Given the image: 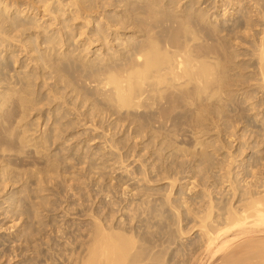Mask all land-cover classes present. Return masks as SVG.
I'll use <instances>...</instances> for the list:
<instances>
[{"label": "bare ground", "instance_id": "1", "mask_svg": "<svg viewBox=\"0 0 264 264\" xmlns=\"http://www.w3.org/2000/svg\"><path fill=\"white\" fill-rule=\"evenodd\" d=\"M8 1L9 0H3V1L0 0V47L1 48L4 47V49L7 53L8 52L13 53V55L11 54V56H13V58H14V56H17V54H14L15 52H13L14 51V49H13L14 44H12L13 42H16V45L18 43V46H19V44L23 45V46H21V49H22V47L23 48L25 47L24 52L27 51L26 52L27 54L29 53L33 56L34 53H37L38 55H35V56H41V57H37L36 63H34L35 66L37 65V69L40 66L39 65L40 60H43L45 62V63H43V65L46 66L45 64H47V63L52 64L49 62H51L52 60H55L54 59L55 56H59V57L63 56V59L60 58L61 63H62L61 69H60L61 63L59 61L58 62L56 61L57 65L59 64V66L56 65V62H53V63H55L52 66L53 71L51 69V66H50V68L47 66L46 67L51 70V72L49 71V73H51V76H52V74H54L53 72L56 73V76H55V74L53 75L56 78L52 77L53 79H55L54 80V86L56 83L55 81L57 79V81L58 82L60 81V83L63 81L66 82V84H67L66 86L64 84H60L57 82L58 86L59 85L64 86V87L62 86L63 89L67 90L70 88V86L72 88V89H70V92L68 90H67L68 92L67 91L62 92L63 89L61 91L62 87L60 86L61 88L59 90H56V93H54L53 89H51V87H50L51 91L53 92V94H56V96L54 95L52 98L51 96H49L48 93H46L47 98H46V96L45 97H39V98H41V100H40V99H38V97L36 95L37 91L34 92L35 87H33L34 91L32 90L31 87L33 85H35V83L38 81V78L42 79V76L37 78L35 76V73H33V75H32L34 68L32 69V72H30L29 66H27L28 69L26 68L27 69L26 71L24 70L26 72V74H23L24 72L16 73V71H15L16 69H15L14 70L15 72L14 73L12 72V75H11V73H9L10 68L12 66L11 61L8 60L9 58L6 61L1 60V58H0V152H2L0 154V195H2V193L5 192L7 189L9 191V189L14 187V188H12L13 189L12 191L10 190V192H12V194H10V196L8 195L9 197L4 196V197H6L4 199L5 200L8 199L7 202H9V200H11L10 201L11 202V205H10L11 211H13V212L15 211L16 214H18V212L20 213V211H21V213L18 214V217L16 218V220L17 219L20 220V218H24L23 217L24 215H25V218L27 217L26 220L28 219V217L31 218L30 217L31 215H33L32 217L38 218L41 215V214H39V212L42 213V215H43V212H47L46 214H49L48 212H50L51 209L47 208L48 207L47 205L50 206V204H52L50 202L51 198L48 200V198H49L48 194H50L49 192H50L51 186H52L51 184H53V182L55 180L57 181L61 177L63 178V175H64L63 179H65V173H67L66 171H68V170H66V168H65L64 169L65 171L64 170L62 171L63 173L60 172L61 170H59V168H61L62 165L64 168V164L60 165V163H62L61 159H59L60 155L55 156L54 154H51L50 152L52 151L51 149L54 148V147L52 148V146L53 145L55 146L56 143L58 142V140L59 141H60V139H62V141L65 140L64 139L65 135H67V133H69V131H71L69 129L67 131V129H66V134H65L64 133L65 128L66 127L69 128L70 126L69 125H66L64 127L62 126L64 128V130H63L61 125H59V121H58V124L56 126L55 120H54V124L56 127H53V128L55 130H51L50 128H48L51 131L50 132L47 131L46 128H44V126H45V123H44V126L42 125L43 126V130H42L43 132H41V133L38 132V135H37L35 133L36 131L33 129L34 128L33 123H35V122L34 121L31 122V120H30L31 117L33 116L34 112H36V114H38L37 112L40 111L39 114H42L41 110H45V108L50 104L54 105V102L56 105H59V107H60L62 105L61 100H64V104L69 105L72 103L76 106L77 105L79 106L80 102H82V104H84L85 107H87L86 103L88 105V103H90L92 101V99L89 96L94 95V97L93 96L92 97H93V100L95 103L93 101L92 102L96 105V107L97 106L98 107L96 108L95 105L92 103L93 104L92 108H91V104H89L88 109L90 111L93 109L92 112L94 111L97 113L102 112L104 114V112H106L107 114L109 113L110 116L116 115L117 117L115 116L116 118L114 119V117H113V119H112V120H114V123H115V125H114L115 127L113 126V128L115 129L116 133L120 129V131L122 132L121 135L124 132V134L122 135L124 137L118 141L116 140V144L120 145V146L115 147V139L116 138L114 136L115 135L114 131H112V132H114L112 135L114 138L111 137L114 140V144H113V142H111L112 145L109 144V142L112 140L108 141V143H107L108 139H106V144L107 145L109 144L111 147H113L112 149H115V152L117 151L118 154L122 148L124 149L125 147H128V150L130 153L128 151L127 152H128V154H130L129 156L132 155L135 158L136 157L140 158V156L144 155V153L146 152L145 155L146 154H147V156L149 155L151 157V160H154V161H152V163L155 162L154 163L155 166H154V164H152L154 166V168H152V170H154V171L157 170L158 172L163 174L164 177H163V175L161 177H163L162 181L164 179V182H165V180H169L171 178L169 176L170 171H176L177 169H185V168L190 167L192 169L191 173L194 174L193 178L196 177V179H197V176L199 177V176H203V175L206 176L207 175V177H209L210 180H211V178L214 180L215 185H216V183H218V181L221 178H222V181H223V178H225L226 179L225 182L229 183V184H227V187H226V183H225V187L229 188V189H227L228 192H226V194L224 192V190L226 189L223 186L224 183L220 184V185H222V188L224 189L223 191L221 190L219 185H216V186L217 187L219 186L220 191H217V190H219L217 187H215L214 189L213 188L211 189V187H209V186L205 187L204 192H206L205 190H207V192H206V193H208L207 199H209V200L204 201V199H206V196H205V198L202 200V202H203V204H202V202L200 201V198H199V205L201 202V206H200L201 209L199 208L200 211H196L197 215H194L195 214L193 212L194 208L192 207L193 209L191 212V215L194 213L193 215L196 217L197 223L195 222L196 225H194V223H191V224H193L194 227L192 226L193 228L192 227L187 228V226H185V227H183V225L181 226V223L186 219V217H185L186 215L184 216V213L185 212L189 213L191 211L190 210L191 207L189 206L190 205L189 201L187 199H183L184 197L187 198V196L184 195L186 193V191L184 189H186V188H184V186H182L184 188V189H182V187H181L182 191L183 190L185 191V193L183 194L182 200H185L183 202H184V204L187 205L186 209L189 208V210H185L184 213L181 212V210L179 209V205L175 203L177 197L178 198L180 197V200H181V195L177 196V194L173 193L175 186H176V182L179 181V180L177 181V179L179 177L178 171H177V175H178L177 179L174 176L170 180L171 186H170V190L168 189L169 193L167 194V196H166L167 189H166V191L163 190V192L161 193L162 189L160 191V189L158 190V188H159L158 187L157 190L159 192H157V190L155 191V193H156L155 195H157V196H158L157 193L164 194V192H165L164 195L166 197H164V198L168 201L167 203L169 205L170 204L172 205V206H170V209L172 210V212H175V214L177 215V218L175 216V218L178 219L177 228H176L175 224H173L175 227L172 224L170 226V228L172 227V230L174 229V232H171V229H170V232H167L166 226H164L165 230H163V231L164 232L166 231V234L162 235L163 238L160 239L159 235L157 237H155V235H154V237H155L154 238L153 237L154 231H152V229H151L152 228L151 222L148 224V225H150V226H148L149 227V233L147 232V230H144L142 232L139 231L141 228L143 230L142 226H141V228H139V230H137V228H136L137 225L132 226L135 222V219H136L135 217L137 216L134 214L135 213L134 210H133V212H131V210L134 209L132 206H131L132 208L130 210H129V207H124V205L123 206L121 205L122 208H119V206H118L119 209H115V210L112 208L108 209L107 207H104L102 209L103 212L101 211V209L99 210V211H101V213L98 211L100 213V216L97 215V213L95 212V209H94V211H93L94 217H93V213H91L90 216L93 217L91 219H93L95 223H94L93 227L90 225L92 231H90L91 233L88 234L89 240H84L85 242L83 241L82 251L78 254V250L76 249L77 247L75 248L73 245H72V247H69L70 243L64 242L62 244H59L60 247L59 248L57 247L58 249L56 252H49L48 254L43 255V256H45V261H47L48 264H65V263H67V264H264V133H263L264 129L262 130L260 128L261 132L263 131L262 133H259L260 131H257V132H255V131L250 132L248 130H244V132L242 131L241 135H242V137H244L246 139V141H244V142H246V146H245L246 149L244 151H246L247 149L251 150L254 146H255L254 149L257 147V148H259V150L256 148V150H257L256 155L252 154L251 158L248 159L247 163L242 165L243 167H242V169H240V172H238L236 174L234 173L233 165H232L236 162L235 159L233 161L234 157L231 158L232 159L231 161L230 160L228 161L229 162L228 168H225L227 164L224 163V165L225 164L226 165L224 168L221 167L220 173L216 172L217 167L215 168V171L211 170L210 167L212 166V163H211L212 158L210 156L211 155L210 151H212V149H210V148L213 147V150H215L216 148H214L215 141L213 140L214 144L212 146L213 142H211L209 140L211 138V136L214 134L217 135V137H219L218 135L221 136L222 130H225V129L220 130V127L222 125L221 122L223 121V119H225L224 118L225 114H226L225 112H228V110H229V109L226 110L227 109L226 107L229 106L231 108L230 104H228V103H229L230 99L233 98L234 87L236 89L238 86L237 84L234 83L233 80L237 79L238 84L241 83L244 85V83L240 82L239 79L244 78V77H248L245 75L243 77H239V78L235 79V78H233V75H231L233 79L231 78L230 74H233V73H230V71L234 72V74H235L236 73L234 71L235 67L238 70L240 68V62L238 61L239 62V63L237 62L238 65L236 64V66H235V63L233 62V60H234L233 56L236 57L237 54L234 55L235 51L233 50V48H231L233 50V56H228L230 53V51H229L230 48L228 49V47H230V46H228V42L231 43L232 39L234 40V37H235V39L240 37V35L242 33L241 34H239V33L242 32L243 28L245 29V31H247V34H245V36L249 35L251 32L248 33V31L255 29L256 26H259L258 24H259L260 20L259 21L257 20L258 16L257 15L254 16L255 14H252V13H251L252 16H254L253 18H255V17H257V18L253 19L252 16H249V15H251V14H249L251 12V10L249 9L250 11L247 12V14H249V15H247L248 17H246V15L244 14L246 19L243 20L242 18L244 16H242L241 19H239L236 23H234V27L231 28L230 26L225 25L226 23L222 24L224 26H222L218 23L215 24L213 22V21H215L214 19L212 20V23H214V24L210 23L209 19L211 18V15L209 14V11H208L209 9L208 10L202 9V8H201L202 10L198 9L199 6H198V8L196 7L197 6V0H187L188 3H190V5L187 4V1L184 2L185 0H114V1L112 0L113 2L112 1L107 2L109 4L108 6H110L111 8L113 7L115 9L117 8L118 10L117 9L116 10L118 11V13L116 12L117 14L110 15V17H108L109 15L107 16L108 18L105 20H107L106 22H108L107 23L108 27L107 28L102 27V25H101L97 31V35L99 37H96V38L101 39L104 37L105 34L108 33L109 29H111V31H112V29L116 28L115 32H117V40H120V43L118 44L117 41L115 43H113L114 44V48H113L114 51L111 52L112 54L109 53V54L105 55V57L106 56H114V57H106V58L104 57L103 58L104 55L101 54L102 55V57H101L99 54V56L101 58L100 57L98 58V56H97L96 58H94L95 60H90L88 63L82 64L79 60L82 57L79 59L77 57L79 55H82V52L84 55L85 54L84 52H86L88 50L87 47H89V45L88 46L86 45V47H85V48H87L86 50H84V48H82L83 49L82 52L79 51V50H81V49H79L78 53L79 52L80 53H79V55L77 54V57L74 56L75 54L73 55L72 49H70L71 51L69 50V52L68 51L66 52V50H64L61 53L59 52L58 49L60 47L64 48L66 46L69 48L70 45L75 43L74 42L75 37L72 38V33H71L72 31L69 33L65 29L64 26H67V25H63V22H61L60 17L62 15H60L57 10L53 9V6L50 5V3H48L49 0H36V2L33 0H32V2H31V0L25 1L26 3H28V4H26L27 5L26 6L27 12L25 11L26 12L25 14H23L24 13L23 10H25V9H23L21 11V9H19L20 7L18 8V6L20 5L22 0L21 1L15 0L16 2H13V3H12V1H14V0H12L11 3ZM57 1H58V3L61 4V7H62V4L64 3V1H62V0H57ZM72 1L73 2H71L70 4L67 1L66 6H69V8L73 6L75 8L74 16H73L74 19H77V17L81 18L82 15L79 16V14H78V12H80L81 10L83 13V11L84 12H86V11L89 12L90 10L94 11L96 8L99 9L98 7L101 8V6L105 7V8L108 7V6H106L107 3L99 2V0H97V2H96V0H89L90 1L89 5L86 4L87 3L86 0H72ZM89 1H88V3H89ZM182 1L184 2V4H186V6H187L186 9L183 6H180ZM221 1H223V0H221ZM242 1L243 0H229L228 2H229V5H231L230 7L234 8V7L239 6L238 4L240 2L242 3ZM250 1L251 0H249V2H248L249 5H251ZM253 1H255L253 3L256 6V3H257L256 0H253ZM200 2L198 4H200ZM216 2L217 1H215L214 5H217ZM100 3H102V4L100 5ZM204 3H206V1H204ZM246 3H247V0H246ZM209 4H211V3H209ZM218 4H219V2H218ZM54 6H56V5H54ZM58 6H60V5L58 4ZM63 6H65V5H63ZM226 6H228L227 3L225 5V7ZM23 7H24V5H23ZM26 7H24V8H26ZM179 7L180 8L182 7V9L178 12ZM209 7H211V5H209ZM216 8H217V6H216ZM240 8H239V11H240ZM248 8H249V6H248ZM258 8L260 9L259 5H258ZM66 9L67 8H65V10ZM85 9H87V10L85 11ZM223 9H225V8H223ZM246 9H247V7H246ZM251 9H252V7H251ZM70 10H71V12L70 11L68 12V10H67V12L72 13V9H70ZM234 10H235V8H234ZM260 10H262V9H260ZM15 11H17L18 14L16 13L17 15L13 16V13ZM35 11H37V12H35ZM38 11H39V13H38ZM96 11H94V12H96ZM236 11H238V10H236ZM263 11H264V9H263ZM263 11L260 12L262 18L259 16L261 18V20L263 19ZM257 12L259 13V11H257ZM40 13H44V14L50 13L52 19H54L55 22L58 23V26H59V24H60V26L63 25V26L59 27L57 31H55V35H50L49 34L50 31H48L51 28V26L55 24V22H54V24L52 23L49 26L47 23L48 27H44V26L41 27L39 25V22L37 24V22H35L33 19L29 20L28 18H26L29 16V14H31V15L33 14V16L34 15L36 16ZM210 13L212 14L211 11H210ZM260 14H258V15H260ZM63 15H65V14L63 13ZM42 16H44V15H42ZM84 17H83V19H84ZM65 21H66V19H65ZM67 21H69V20H67ZM67 21H66V23H67ZM85 21H86V18H85ZM45 23H46V21H45ZM88 23H89V21H88ZM262 23H263V20H262L261 24ZM68 24H70V21L68 22ZM93 24H95V23H93ZM99 24H100V22H99ZM107 24H104V26ZM263 26H264V23H263ZM56 27H57V25H56ZM69 27L71 30H73V28L71 26H69ZM52 28H54V27H52ZM82 28H83V25H82ZM85 28L87 29V27H85ZM130 28H132V29H130ZM261 28H260V30H261L260 36L261 35L262 36L260 38L259 43L258 44L255 43L256 46H255V50H254L255 55H257L256 58H258V63L256 60V64L258 66H256L255 64H253V66L254 65L256 66V68H257L256 71L258 72V75H259V77H258L259 80L258 81L255 80L258 82V85H259L258 88L260 87V88L264 89V27L261 26ZM67 29H69V28H67ZM70 29H69V31H70ZM121 30L124 31L125 37L122 35L123 33L121 34L124 38L120 37ZM77 31H75L76 34H78ZM257 31H259V29H257ZM35 32L37 33L36 38H34V37L32 38V35H35ZM224 32L226 35L223 36L222 33H224ZM79 33H82L81 29L79 30ZM129 33H133V34H129ZM254 33H256V32H254ZM257 33H259V32H257ZM23 35L29 36L28 37L29 40L26 42V44H24L25 41H22V39L24 38ZM237 35H239V36L237 37ZM21 36H22V39H21ZM75 36H76V39H79V38H77V35H75ZM80 36L82 37V34ZM225 37H230L231 41H229V40L227 41L226 40L227 38H225ZM83 38H84V35H83ZM88 38H90V37H88ZM93 38H95V35L93 36ZM243 38H244V36H243ZM243 38H241V39H243ZM39 39H41V42L38 41ZM121 39H122V43H121ZM238 39L236 40V43L241 42V39H240V42L238 41ZM89 40H90L89 41L90 43H91V41L93 43V39H89ZM108 40H107V38H105L104 43H105V41H108ZM113 40H114V37H113ZM94 41H95V39H94ZM243 41H245V39ZM19 42H22L23 44L19 43ZM89 42H87V43H89ZM37 43H40V45L45 44L46 46L44 45L45 47L40 48L41 46H39ZM95 43H96V41H95ZM107 43H105L106 44L105 46H107ZM76 44H77V42H76ZM240 44H242V43H240ZM11 45H13V47ZM110 46H111V43H110ZM75 47L77 48V46H75ZM75 47L73 46L71 48H74V51H75ZM102 48H104V47H102ZM77 49H76V51H77ZM227 49L229 51L228 55H226ZM61 50H63V49H61ZM101 50H103V49H101ZM3 52H4V50H3ZM256 52H257V54H256ZM239 53H238L237 57L239 55H241ZM231 54L232 53H230V55ZM4 56H5V54H3L2 57L4 58ZM32 56H31V59H32ZM52 56H53V59H52ZM115 56H117V57L115 58ZM86 57H84V58H86ZM237 57H236V60H238ZM4 59H6V58H4ZM18 60H19V58H18ZM29 60H30V58H29ZM236 60H234V61H236ZM30 62H31V60H30ZM15 64H18V63L15 62ZM232 64H234L233 65L234 67L232 66ZM245 64H247V63L245 62ZM41 66H42V64H41ZM242 66H243V64L241 65V68H242ZM244 66L243 67L245 69L248 68V67H246V65H244ZM57 67H59L58 69H60L61 71H62V69L65 71L64 72L65 74H63V77L65 76V79L60 74L63 71L62 72L59 71L60 73L56 72V70L58 71ZM47 68H46V70H47ZM256 68H254L253 70L255 71ZM13 69H12V71H13ZM35 69H36V67H35ZM39 69L34 70V72L35 71L39 72L40 71ZM245 69H244V74H245ZM241 71H242V69H241ZM239 72H237V73L239 75H241L242 73L241 72L239 73ZM252 72H251V75H252ZM39 73H41V72H39ZM256 73L255 72L253 73L254 77H255V75L257 76ZM36 74L38 75V73H36ZM66 74L70 77L68 80L69 82H67L68 76L66 77ZM246 74H247V70H246ZM79 76L82 78V80L84 79V77H86L85 78L86 80H84L85 83L83 82V84H82L81 78ZM253 76H250V77H252L251 80H253V82H254L253 87L254 86L256 87L255 84L257 82L255 83ZM78 77L80 78L79 81L81 82V84H79L80 83L79 81L77 82ZM90 77H92L94 80L92 78L90 79ZM250 77L248 78L249 79L248 81H250ZM47 78H49V75ZM52 78L48 79V81H46V82L45 81L42 82L44 88L47 89V87H45V86L46 85L48 86L47 82H50V80H51V83L53 84ZM32 79L33 80L37 79V81H34V83H33ZM87 79H88V81H87ZM89 79L91 81L90 83H92V82L94 83V87L89 88V91H87L86 95L85 94L83 95L80 92L83 89V87L85 86L84 84H86V81L89 84ZM43 80H46V77L45 78L43 77ZM71 81L72 82L74 81L77 84H73ZM237 81H235V82H237ZM246 81H247V79H246ZM246 81L243 79V82H245V85L250 83V89H251L252 88L251 81L250 82L247 81L248 82L247 84H246ZM45 83H46V85H44ZM93 83H92V85L91 84H89V85L92 87ZM88 84H86V88L89 87ZM72 85H75V86H72ZM235 85H237V86H235ZM245 85H244V87L246 88ZM37 86H38V84L36 85V89H38ZM49 86H53V85L49 84ZM49 86H48V88H49ZM54 86H53V88L57 89V87L55 88ZM244 87H242V88H244ZM247 87H249V86H247ZM44 88H42L41 89L42 91H40V92L43 93ZM232 88H233V90H232ZM240 89L237 88L236 91L242 92V89L241 90ZM250 89L247 88L246 91H248ZM252 89L257 91L255 88H252ZM236 91H235V94H236ZM246 91H244V93ZM49 92H50V90H49ZM254 93L255 92L253 91V95H254ZM263 93L264 92L262 91V94ZM51 94L52 93H50V95ZM67 94H68L69 98L67 97ZM246 94L248 96V93H246ZM262 94H260V95H262ZM39 95L40 94H38V96ZM58 95H59V98H58ZM95 95L98 97L97 100H95V98H96ZM236 96L239 97L238 95H236ZM54 97H56V100ZM237 97H235V95H234V98H237ZM255 97H256V95H255ZM263 97H264V95H263ZM70 98H72L71 103L69 101ZM89 98L91 101L89 100ZM57 99L60 100L61 103L58 104ZM253 99H255V98L252 97V93H251L250 97L248 96L246 98L245 102L248 101L249 104L252 106V107L250 106L251 108L248 107L247 110L254 108V112L257 111V116H260L262 114L263 115L262 119H263L264 118V111L262 112V109L259 110V108H264L263 106H261V105H264V103L261 102L263 99L258 98L259 100H257L256 102H251ZM78 100H80V102ZM87 100H89L90 102H88ZM235 100H237V99H235ZM43 102L45 104H48V105L44 106L45 104ZM96 102L98 105L96 104ZM237 102L238 101H236L235 104ZM232 103H233V106H236L233 108H237L238 104L235 105L234 102H232ZM40 104L42 105V107L40 106ZM249 104H248V106H249ZM74 105H73V108L70 107V105H69V107L74 109V107H75ZM239 106H240V103H239ZM77 107H76V109H77ZM83 107L84 106H79V108H81V109ZM85 107H84V109H86ZM48 108H49V106H48ZM50 108H51V105H50ZM64 108H66V107H64ZM239 108L237 110H239ZM62 109H63V107H62ZM62 109H61V111L63 113L64 109L63 110ZM81 109H80V111L78 110V113H81ZM56 110H57V108H56ZM235 110L236 109H234V110L231 109L230 112L234 113V115L236 113L235 116H237V114H238V116H237L238 118L235 116L234 117L237 118V123H239V116H241V115H240V113L234 112ZM240 111H241V109H240ZM243 111L244 110L242 109V112ZM64 112H65V114L70 113V112L68 113L67 110ZM75 112H76V110H75ZM92 112H91V114H92ZM71 113H72V111H71ZM48 114H50V112ZM52 114H51V116H52ZM57 115L60 118L62 116V115L59 116V112ZM81 115L82 114H80L78 117L81 118L82 117ZM95 115L94 116L91 115V117L93 116L95 119ZM41 116H38V118ZM44 116H46V113ZM75 116L77 118V115H75ZM97 116H99V115H97ZM227 116H228V114H227ZM227 116H226V119H229L230 117L228 116L229 118H227ZM43 117H41V118H43ZM53 117L56 118V116H53ZM64 117L65 116H63V118L60 119L63 124H64V120H65ZM93 117L91 119L89 116V118L87 117V120L88 121L93 120V124H94V121L96 122V119L94 120ZM232 117H231V119H232ZM234 117L232 119L233 121H231V119H229L230 123L228 120L229 126H226V123H227L226 120L223 121L222 123L225 122V125L223 124L224 125L223 127H229L230 128L233 125L232 122L235 121ZM250 117H251V115H250ZM103 118L106 119V115H104ZM103 118H100V120L102 121ZM107 118H109V117L107 116ZM256 118H258V117H256ZM46 119H47V117L44 120L45 122H46ZM48 119H50V116ZM243 119H244V117H243ZM243 119H241V120L243 121ZM52 120L50 119V121H52ZM80 120H83V119H80ZM97 120H99V118ZM245 120H246V118H245ZM248 120H250V118ZM36 121L38 122V120H36ZM40 121L41 120H39V123H40ZM262 121H263L262 126L264 127V119ZM84 122L87 123L86 120ZM84 122H82V123L84 125H86ZM47 124H49V123H47ZM96 124H97V122L92 127H95ZM116 124H117V126H116ZM230 124H232V125H230ZM36 125H38V124H36ZM36 125H35V129H38ZM74 125H73V127L75 128ZM246 125H247V122H246ZM58 126H60L61 128L59 127V129H58L57 128ZM233 126H235V123ZM236 126L238 127V125H236ZM237 127H235V128H237ZM71 128H72V126L70 127V129ZM99 128H100V126H99ZM109 128L111 129L112 126L111 127L109 126ZM116 128L118 129V131H116ZM229 128L228 129L226 128L227 131L229 130ZM101 129H102V131L103 130L105 131L106 128H102V126H101ZM39 130H40V127H39ZM94 130L96 131L99 129L95 128ZM252 130H253V128H252ZM33 131H35V132H33ZM225 132H226V130H225ZM39 133L41 135H39ZM232 133H233V131H232ZM110 134H111V131H109V134L105 133L104 139H105V135L109 136ZM125 134L127 136H125ZM117 135L118 134H116V136ZM119 135H120V133H119ZM230 135H231V133H230ZM241 135H240V137H241ZM67 140H68V138H67ZM67 140H65L66 145H67ZM106 144H105V146H106ZM215 145H217V144H215ZM251 145H252V147H251ZM103 148H104V146H103ZM67 149H70V147L69 148L66 147L63 151H65ZM98 149H99V147H98ZM209 149H210V151H209ZM256 150H254V151H256ZM101 151H102V149H101ZM122 151L123 150H121V152ZM142 151H145V152H143V153H141V155H139L140 152H142ZM216 151H217V149H216ZM97 152H98V150H97ZM231 153L232 152H230L229 154L231 155ZM240 153H241V151H240ZM114 154H113V156H114ZM121 154L122 153H120V155ZM128 154H127V156H128ZM64 155H65V153H64ZM67 155L69 156V153L66 154V156ZM70 156H71V154H70ZM125 157L126 156H124L123 158H125ZM119 158H120V161L123 159L121 156ZM143 158L137 159L136 161L139 162L140 160H143ZM145 158L147 160L148 157H145ZM63 159H65V157ZM129 159H131V158H129ZM128 160L123 159L121 163H124L125 161L127 162ZM68 161H71V158ZM117 161H119V159H117ZM141 162L144 163V160ZM121 163H120V165H121ZM125 163L122 164L123 168H125L124 167ZM143 163L140 164V166L142 165L141 168L143 167ZM145 163H146V161H145ZM148 164H149V162H148ZM66 167H67V165H66ZM122 167H120V168H122ZM128 167H126L124 171L129 172ZM146 168H147V165H145V169L142 168V170L143 169L146 170ZM238 168H240V166ZM148 169H149V167H148ZM196 169H198V170H196ZM139 170H140V168H139ZM150 171H149V173L151 175ZM154 171L152 173L156 175V173ZM134 172H136L135 169H134ZM145 172H147V170L144 171V173ZM158 172H157V174H158L157 178H159V176H160ZM187 172H189V170H187ZM58 173H61V175H59ZM137 173H138V170H137ZM144 173H141L139 175L140 177H142L141 180L143 179ZM166 173L168 174V176L165 179ZM191 173H190V175H191ZM170 174L172 175V172ZM181 174H182V172H181ZM56 175L58 176V179L56 178L57 177ZM129 175L130 174H128V176ZM240 175H242V178H244V180H243L244 183L241 182L243 185L239 184L240 181H238L239 179L237 178V176L239 177ZM137 176H138L137 174H136V176L131 174V176H129V177H132L133 181H135V183H136L137 181L134 180V177L136 179ZM139 176H138L137 180L140 179ZM144 176L146 177L147 173ZM67 177H68V175H67ZM148 177L149 176H147V178ZM150 177H149V179H150ZM180 177L182 178V175H180ZM147 178L143 179V180L147 181ZM157 178L154 179L155 183H156ZM190 179H192V176ZM150 180H153L152 177ZM150 180H148V182H150ZM210 180H209V183H210ZM146 181L144 183L148 184V182H146ZM157 181H160V179L159 180L157 179ZM197 181L199 182L198 179H197ZM161 182H159V183H161ZM58 183H59V181H58ZM139 183H141V185H142L143 182L140 181ZM170 183H169V185H170ZM191 183H192V181H191ZM201 183H202V181H201ZM132 184H133V182H132ZM153 184L154 183L152 182V185ZM192 184H194V186H191V189L189 187V190H190L189 192H191V197H192L193 188L195 190V189H197V186H198L195 183H192ZM141 185H137V186L139 188H141L140 187ZM149 186L151 187L150 189L152 190V186L151 185H149ZM199 186H201V185L199 184ZM214 186H212V187H214ZM165 187H166V185H165ZM165 187L163 189H165ZM186 187H187V185H186ZM124 188H126V187H124ZM133 188H136V190H138L137 187H133ZM133 188L129 191L134 190ZM143 188H144V186H143ZM143 188H141V192H140V189L138 190L140 192V194L142 193ZM71 189H72V187H71ZM148 189H149V187H148ZM145 190H147V189L145 188ZM151 190H149V191L147 190L148 194L146 192L144 194L142 193V195L147 196V197H148V195H150V197H151V193H153L152 195H154L153 191L150 192ZM8 191H7V193H8ZM124 191H125V189H124ZM44 192H45V194L47 193L46 195L48 196V198L47 197L44 198V196L41 195ZM139 192H138V196H139ZM216 192H218V194H219V196L217 195V197L221 196V198H220L221 200H219V201L218 200L216 201V199H215L214 193H216ZM194 193L195 192H193V194ZM203 193H201V194H203ZM172 195L177 196V197L175 196L176 197L175 201L173 200V198H171ZM134 196H136V194ZM141 196H139V197L141 198ZM147 197H145V199L142 198V202L144 199V202L143 203L141 202L142 204H144L148 201L149 197L148 198ZM37 198H39V199L41 198L40 201H42V202L39 201V203H37L38 202ZM0 199L2 202H5V200L3 201L2 198H0ZM135 199L136 198H133L134 201H135ZM194 199H193V202L195 201ZM151 200H152V198H151ZM155 200H156V197H155ZM191 200L192 199H190V201ZM66 201H68V200H66ZM126 201H127V199H126ZM134 201L133 202L131 201V204H134ZM136 201L138 202V200H136ZM136 201H135V203H137ZM196 201H197V199H196ZM196 201L194 202L195 204L194 203L193 204L195 206H198V205H196L198 203ZM2 202H1L0 207L3 206ZM80 202H82V201H80ZM121 202L122 201H120V203ZM149 202L151 204V201H149ZM152 203H153V201H152ZM157 203H159V201ZM119 204H117V205H119ZM142 204H141V206H142ZM150 204L148 205L149 207H150ZM184 204H182V205H184ZM155 205H158V204H155ZM134 206H136V204ZM141 206L139 207V204H138L137 208H135V209H138V211L136 212V213H138V217H140L139 213L141 210H139V209H141ZM143 206L145 207V211L147 212L148 207H146L145 204ZM143 206H142V209H143ZM160 206H162V205H160ZM7 207L9 208V206H7ZM41 207H43V208L46 207L47 209L45 208L44 210H41ZM114 207L116 208V204H114ZM158 207H159V205L157 206V209H158ZM8 208H6L7 210L5 212L7 214L9 212H11L10 209L8 211ZM106 208L108 210H106ZM124 209H128V213L130 211L129 214H131V213L134 214V218H132V219L129 218V221H127V218L126 219L123 218L124 216H126L125 214H123L125 212ZM92 210L93 209L91 208L89 213H87L86 215H89L90 212H92ZM151 210H153V209H151ZM143 211H144V209H143ZM2 212H4V211H2ZM120 212H121L120 216H123V215L124 216L122 218H120V221H119V218L116 215L118 214V216H119ZM144 212L141 211V216H144V219H145L146 212L145 213ZM159 212L161 213V211H159ZM163 212H164V210H163ZM12 213H10V214H12ZM125 213H127V210ZM143 213H144V215H143ZM16 214H13V215H16ZM20 215H22V216H20ZM147 215H148V213H147ZM19 216H20V218H19ZM161 216H163V214ZM195 217H194V219H195ZM114 218L115 219L117 218L116 221L117 220L119 221L118 227H114L115 226V225H113L114 223L111 222V221L115 222ZM140 218H142V217H140ZM156 219H158V216L156 217ZM160 219H162V218H159V221H160ZM176 219H175V223L177 222ZM191 219H192V217H191ZM26 220H25V222L23 221V223H26ZM166 220L169 221V218L168 219L166 218ZM132 221H133V224H132ZM142 221L139 223H142ZM149 221L150 220L145 221V223L147 224V222H149ZM152 221L154 222V220H152ZM185 221L187 222V220H185ZM191 222H192V220H191ZM137 223H138V221H137ZM161 223H162V221H160L157 224L159 225ZM166 223H168V222H166ZM170 223H173V222H170ZM189 223H190V221H189ZM40 225L42 226V224H40ZM116 226H117V224H116ZM178 226H179V228H178ZM28 227H27V229H28ZM154 228L156 231L157 226L155 227V225H154ZM154 228H153V230H154ZM196 228H198V230L200 231V234L197 233L199 235V237H197V239H195V237H196L195 236L193 240L191 239L189 244L188 243L184 244L186 242L185 240H184L185 242L182 243L181 242V240L183 241L182 236H184V235L187 236V234H189L188 237H191L192 236V235L190 236L191 232ZM30 229H31V227H30ZM30 229H28V230H30ZM158 229H159V227H158ZM175 229H179V231H178L179 235L181 233L180 242H179V238H178L179 235L175 233ZM25 230H26V228H25ZM25 230H23V231L25 232ZM37 230H36V235H37ZM150 230H151V233H150ZM159 231H161V230H159ZM163 231H162V233H163ZM38 232H41V230H38ZM176 232H177V230H176ZM28 233L29 234H27V236L30 235L31 230H30V232L28 231ZM87 233H89V232H87ZM31 234L35 238V236H36L35 233H31ZM177 235H178V237H177ZM33 236H29V240L31 237H32L31 239H33ZM36 238H37V236H36ZM63 238H64V236H63ZM192 238H193V236H192ZM26 240H28V237L26 238ZM29 242H31V240ZM166 242H167V244H166ZM164 243L166 244L165 245L166 247L164 246ZM176 243H179L180 245L182 244V246L178 251L175 249L177 251V253L175 254L176 251H174V249H173V251H169V250H171L172 244L176 245ZM168 244H171V246ZM173 247H174V245H173ZM174 248H176V247H174ZM41 252H43V251H41ZM41 252L38 251V254L41 255ZM168 252L170 255L167 257ZM1 254H0V258L2 256H4Z\"/></svg>", "mask_w": 264, "mask_h": 264}, {"label": "rangeland", "instance_id": "2", "mask_svg": "<svg viewBox=\"0 0 264 264\" xmlns=\"http://www.w3.org/2000/svg\"><path fill=\"white\" fill-rule=\"evenodd\" d=\"M3 1V0H2ZM11 1L12 0H9L8 2H10L11 3ZM16 1H19V0H16ZM15 0L14 1H12V3L13 2H16ZM21 1V0H20ZM25 1H27V0H22L21 1V3H20V5L18 6V8L19 9H21V11L23 10V9H25V10H23L24 11V13L23 14H25L27 11H26V9H27V5L26 4H28V3H26ZM33 1H35L36 2V0H33ZM62 1H64V3L62 4V7H61V4L60 3H58V1L56 0H49V2L48 3H50V5H52L53 6V9H55V10H57L58 11V13L60 14V15H62L61 17H60V19H61V22H63V25H69V26H71L72 28H73V30H71L70 29V27L68 26H64L65 27V29L70 33L71 31V33H72V38H74L75 37V43H73L72 45H70V47L68 48V47H58L59 49V52L61 53V52H63L64 50H66V52L68 51L69 52V50L70 49H72L73 51V55L75 56V57H77V54L79 55V53H78V50L79 49H81V50H79V51H81L82 52V48H84V50H86L87 48H88V50L86 51V52H84L85 54V56L83 55V52H82V55H79L77 58L79 59V58H81V59H79L80 60V62L82 63V64H86V63H88L90 60H95L94 58H96L97 56H98V58L101 56L102 57V55L101 54H103L104 56H103V58L105 57V55L106 54H109V53H111V52H113L114 51V44L113 43H115L116 41H117V43L119 44L120 43V40H117V32H115L116 31V28H114V29H112V31H111V29H109L108 30V33L107 34H105L104 35V37L103 38H101V39H97L96 37H99L98 35H97V31H98V29H99V27L102 25V27H108V22H106L107 20H105V19H107L108 17H110V15H114V14H117L118 13V9L116 10L115 8H111L110 6H108L109 4L107 3V2H109V1H112V0H99V2H104V3H107V5L106 6H108V7H102L101 6V8L100 7H98L99 9H95L94 11H96V12H94L93 10H90L89 12H87L86 10L87 9H85V11L86 12H84L83 11V13H82V10L80 11V12H78V14H79V16L80 15H82L83 17H84V19H83V17L81 16V18L80 17H77V19L79 20H77V19H74L73 18V16H74V10H75V8L72 6V7H70L69 8V6H66V3H67V1H68V3L70 4L71 2H73L72 0H62ZM87 1V3L86 4H90V1L89 0H86ZM88 1H89V3H88ZM114 1V0H113ZM112 1V2H113ZM187 0H185L184 2H186ZM199 0H197V8H198V6H199V8L198 9H209L208 11H209V14L211 15V18L209 19V21H210V23H212V20L214 19L215 21H213L215 24H220V25H222V24H225V25H228V26H230L231 28H233L234 27V23H236L239 19H241L242 18V16H244L242 19L244 20V19H246L245 18V15H246V17H248L247 15H249V14H255L254 16H258V18L257 17H255V18H253L254 16H252V14L251 15H249V16H252V18L253 19H256L257 18V20L259 21V26H256L255 27V29H253V30H251V31H248V33L249 32H251L249 35H246L245 36V34H247V31H245V29L243 28V30H242V32H240L239 34H241L240 35V37H238L239 35H237V37L239 38H237L238 39V41L240 42V39L241 38H243V36H244V38L243 39H241V42L240 43H242V44H240V43H236V40L237 39H235V37H234V40L232 39V41H231V39H230V37H225V38H227L226 40L228 41H231V43H229L228 42V46H230V47H228V49L230 48H233V50L235 51V54L234 55H238V53L239 54H241V55H239L238 57H237V55H236V57L238 58V60H236V57L235 56H233V50L231 49H229V51H230V53H232L231 55H230V53H229V51H228V49H227V54L226 55H228V53H229V55L228 56H233V58H234V60H236V61H234L233 60V62L235 63V66H236V64L238 65V63L240 62V68L237 70V68L235 67V74H234V72H231L230 71V73H233V74H230V76L231 75H233V78H239V77H243V76H248V77H244V78H241V79H239L240 80V82H242V83H244V85H245V82H243V79L246 81V79H247V81L249 80L248 78L250 77V76H253V73L255 72H257L256 70H257V68H256V66H258L257 64H256V60H257V63H258V58H256V56L257 55H255V46H256V44H258L259 43V41H260V38H261V36H260V28H261V26L262 27H264L263 26V23H264V11H263V9H264V0H256V2L258 3H256V6L254 5V3L253 2H255V1H253V0H251L250 1V4L251 5H249L248 4V2H249V0H247V3H246V0L243 2L242 1V3L240 2L238 5L239 6H237V7H234L235 8V10H234V8H231L230 6L231 5H229V0H223V1H221V0H200L199 2H200V4H198L199 2H198ZM204 1H206V3H204ZM215 1H217L216 3H217V5H214L215 4ZM31 2H32V0H31ZM52 2V3H51ZM96 2H97V0H96ZM184 2L182 1L181 2V5L180 6H183V7H185V9H186V4H184ZM218 2H219V4L221 5H219L218 4ZM111 3V2H110ZM209 3H211V4H209ZM226 3L228 4V6H226L225 7V5H226ZM24 5V7H26V8H24L23 7V5ZM58 4L60 5V6H58ZM102 3H100V5H101ZM183 4V5H182ZM187 4L188 5H190V3H188V1H187ZM203 4V5H202ZM248 4V5H247ZM54 5H56V6H54ZM63 5H65V6H63ZM209 5H211V7H209ZM214 5V6H213ZM258 5H259V7H260V9H262V10H260L259 8H258ZM216 6H217V8H216ZM219 6V7H218ZM248 6H249V8H248ZM255 6V7H254ZM206 7V8H205ZM215 7V8H214ZM221 7V8H220ZM241 7V8H240ZM246 7H247V9H246ZM251 7H252V9H251ZM263 7V8H262ZM65 8H67L66 10H65ZM74 8V9H73ZM223 8H225V9H223ZM239 8H240V11H239ZM60 9V10H59ZM70 9H72V13H68L69 11L71 12V10ZM105 9V10H104ZM182 9V7L180 8H178V12L180 11ZM201 9V10H202ZM218 9V10H217ZM245 9V10H244ZM251 10V12L249 13V14H247V12H249L250 10ZM259 9V10H258ZM65 10V11H64ZM67 10H68V12H67ZM234 10V11H233ZM236 10H238V11H236ZM20 11V10H19ZM26 11V12H25ZM93 11V12H92ZM176 11V10H175ZM210 11L212 12V14L210 13ZM217 11V12H216ZM242 11V12H241ZM257 11H259V13L257 12ZM261 11H263V23L261 24V22H262V20H261V18H262V16H261V14H260V12ZM35 12H37V11H35ZM41 12V11H40ZM76 12V11H75ZM117 12V13H116ZM234 12V13H233ZM11 13V12H10ZM17 13V11H15L14 13H13V16H15V15H17L16 14ZM38 13H39V11H38ZM63 13L65 14V15H63ZM68 13V14H67ZM82 13V14H81ZM92 13V14H91ZM22 14V13H21ZM22 14V15H23ZM70 14V15H69ZM245 14V15H244ZM258 14H260V15H258ZM39 15V16H38ZM38 15H34L33 16V14L31 15V14H29V16L28 17H26V18H28L29 20H34L35 22H37V24H38V22H39V25L41 26V27H48L50 24H54V22H55V20L54 19H52V17H51V15H50V13H46V14H44V13H40V14H38ZM42 15H44V16H42ZM109 15V16H108ZM218 15V16H217ZM49 16V17H48ZM65 16V17H64ZM88 16V17H87ZM108 16V17H107ZM261 18H260V17ZM30 17V18H29ZM213 17V18H212ZM25 18V17H24ZM25 18V19H26ZM51 18V19H50ZM85 18H86V21H85ZM91 18V19H90ZM102 18V19H101ZM218 18V19H217ZM65 19H66V21L67 20H69L70 21V24H68V22L69 21H67V23H66V21H65ZM73 19V20H72ZM101 19V20H100ZM103 20V21H102ZM45 21H46V23H45ZM53 21V22H52ZM88 21H89V23H88ZM92 21V22H91ZM65 22V23H64ZM91 22V23H90ZM99 22H100V24H99ZM42 23V24H41ZM47 23H48V26H47ZM82 23V24H81ZM88 23V24H87ZM93 23H95V24H93ZM99 25H98V24ZM214 23H212V24H214ZM91 26H90V25ZM104 24H107V25H105L104 26ZM46 25V26H45ZM56 25H57V27H56ZM63 25H61V26H63ZM73 25V26H72ZM82 25H83V28H82ZM60 26V24H59V26H58V23L57 22H55V24L54 25H52L51 26V28L48 30V31H50L49 32V34L50 35H55V31H57L58 30V28L59 27H61ZM87 27V29L85 28V27ZM89 26V27H88ZM222 26H224V25H222ZM52 27H54V28H52ZM258 27V28H257ZM67 28H69L70 29V31H69V29H67ZM82 30V33H79V30ZM130 29H132V28H130ZM257 29H259V31H257ZM262 29V28H261ZM65 30V31H66ZM78 30V31H77ZM255 30V31H254ZM75 31H77V33L78 34H76V32ZM87 31V32H86ZM91 31V32H90ZM123 30H121V32H120V37L121 38H124L125 37V34H124V31L122 32ZM111 32V33H110ZM113 32V33H112ZM115 32V33H114ZM254 32H256V33H254ZM257 32H259V33H257ZM52 33V34H51ZM123 33V34H122ZM82 34V37L80 36ZM124 36H122V35ZM129 34H133V33H129ZM244 34V35H243ZM253 34V35H252ZM36 35H37V33L35 32V35H32V38L34 37V38H36ZM75 35H77V38H79V39H76V36ZM83 35H84V38H83ZM89 35V36H88ZM92 35V36H91ZM95 35V38H93V36ZM111 35V36H110ZM222 35L224 36V35H226L225 34V32L224 33H222ZM243 35V36H242ZM23 39H22V36H21V39H22V41H25V43L24 44H26V42L29 40V36L28 35H23ZM88 37H90V38H88ZM110 37V38H109ZM112 37V38H111ZM113 37H114V40H113ZM253 37V38H252ZM105 38H107V40L108 41H105V43H107V46H105L106 44L104 43V39ZM257 38V39H256ZM20 39V40H21ZM25 39V40H24ZM89 39H93V43H92V41H91V43L89 42L90 40ZM94 39H95V41H96V43H95V41H94ZM116 39V40H115ZM245 39V41H243ZM259 39V40H258ZM77 40V41H76ZM82 40V41H81ZM86 40V41H85ZM98 40V41H97ZM103 40V41H102ZM257 40V41H256ZM39 42H41V39H39L38 40ZM254 41V42H253ZM76 42H77V44H76ZM85 42V43H84ZM87 42H89V43H87ZM99 42V43H98ZM103 42V43H102ZM235 44H234V43ZM247 42V43H246ZM19 43H22V42H19ZM83 43V44H82ZM110 43H111V46H110ZM121 43H122V39H121ZM256 43V44H255ZM12 44H14V47H13V45H11L12 47H13V49H14V51L13 52H15L14 54H17V56H14V58H13V56H11V54L13 55V53H11V52H6L5 51V49H4V47H0V49L2 50H0V58H1V60H3V61H6L8 58V60H10L11 61V63H12V66H11V68H10V72L9 73H11V75H12V72L14 73L15 71H16V73H19V72H24L23 74H26V70L28 69V67L27 66H29V71L30 72H32V69H33V72H32V75H33V73H35V76L38 78V77H41L42 76V79L41 78H38V81H37V79H35V80H33V83H34V81H37L36 83H35V85H33L31 88H32V90L34 91V89H33V87H35V91L34 92H36V95H37V97H38V99H40L41 100V98H39V97H45L46 96V98H47V94L46 93H48L49 94V96H51L52 98H53V96L55 95L56 96V94H53V92L51 91V89H53V91H54V93H56V90H59L63 85H59L58 86V83H60V81L58 82L57 81V79H56V83H55V86H54V80L55 79H53V78H56L55 76H56V73L55 72H53L54 74H55V76H53L54 74H52V76H51V73H49V71L51 72V70L49 69L50 68V66H51V69H52V66H53V64H55V63H53V62H60L61 63V59L60 58H62L63 59V56L61 57H59V56H55L54 57V59L55 60H52L51 62H49V63H52V64H45L47 67H49V68H47L46 66H44L43 65V63H45L43 60H40L39 61V72H41V73H39L38 71L36 72H34V70H38L37 69V65L35 66V64L34 63H36V58L37 57H41V56H35V55H38L37 53H34L33 54V56L31 55V54H27L26 52H24V48L22 47V49H21V46H23V45H21V44H19V46H18V43H17V45H16V42H13ZM23 44V43H22ZM39 46H41L40 48H42V47H45L44 45H40V43H37ZM85 44V45H84ZM230 44V45H229ZM233 44V45H232ZM253 44V45H252ZM83 45V46H82ZM86 45L88 46L89 45V47H87V48H85L86 47ZM75 47V46H77V48L75 47V51H74V48H71V47ZM110 46V47H109ZM234 46V47H233ZM242 46V47H241ZM18 47V48H17ZM102 47H104V48H102ZM17 48V49H16ZM47 48V47H46ZM96 48V49H95ZM106 48V49H105ZM111 50H109V49ZM235 48V49H234ZM61 49H63V50H61ZM76 49H77V51H76ZM101 49H103V50H101ZM3 50H4V52H3ZM17 50V51H16ZM238 50V51H237ZM71 51V50H70ZM100 51V52H99ZM237 51V52H236ZM58 52V53H59ZM90 52V53H89ZM3 54H5V56H4V58H6V59H4L2 56H3ZM89 54V55H88ZM99 54H100V56H99ZM112 54V53H111ZM256 54H257V52H256ZM21 55V56H20ZM32 56V59H31V56ZM28 56V57H27ZM86 57V58H84V57ZM241 56V57H240ZM49 57V56H48ZM100 57V58H101ZM106 57H114V56H106ZM105 57V58H106ZM117 56H115V58H116ZM3 58V59H2ZM13 58V59H12ZM18 58H19V60H18ZM27 58V59H26ZM29 58H30V60H31V62H30V60H29ZM58 58V59H57ZM25 59V60H24ZM35 59V60H34ZM52 59H53V56H52ZM60 59V60H59ZM89 59V60H88ZM19 61V62H18ZM239 61V62H238ZM244 61V62H243ZM15 62H17L18 64H15ZM23 62V63H22ZM29 62V63H28ZM33 62V63H32ZM57 62H56V65H57ZM238 62V63H237ZM245 62L248 64H245ZM243 64V66L244 65H246V67H248L247 69H245L243 66H242V68H241V65ZM25 64V65H24ZM28 64V65H27ZM41 64H42V66H41ZM253 64H255L254 66H253ZM20 65V66H19ZM34 65V66H33ZM234 64H232V66H233ZM18 66V67H17ZM23 66V67H22ZM57 66H59V64L57 65ZM61 66H62V63L60 64V69H61ZM16 67V68H15ZM35 67H36V69H35ZM234 67V66H233ZM232 67V68H233ZM238 67V66H237ZM14 68V69H13ZM27 68V69H26ZM46 68H47V70H46ZM54 68V67H53ZM59 67H57V69H58ZM254 68H256L255 69V71L253 70ZM12 69H13V71H12ZM16 69V70H15ZM60 69H58V71L56 70V72H58V73H60L59 71H61ZM234 69V68H233ZM232 69V70H233ZM241 69H242V71H241ZM244 69H245V74H244ZM15 70V71H14ZM22 70V71H21ZM25 70V71H24ZM44 70V71H43ZM246 70H247V74H246ZM9 71V70H8ZM43 71V72H42ZM47 71V72H46ZM52 71H53V69H52ZM63 71V72H62ZM62 73H60L61 75H62V77H63V74H65L64 72V70L62 69ZM241 72L242 74L241 75H239L237 72ZM253 71V72H252ZM45 72V73H44ZM239 72V73H240ZM250 74H249V73ZM251 72H252V75H251ZM36 73H38V75L36 74ZM40 74V75H39ZM68 74V73H67ZM66 74V77L68 76ZM239 76H238V75ZM249 74V75H248ZM257 74V76L255 75V77L253 76V79H254V81L255 80H259V75H258V72L256 73ZM47 75V76H46ZM48 75H49V78H47L48 77ZM43 77L45 78L46 77V80H43ZM53 77V78H52ZM80 77V76H79ZM78 77V80H77V82L79 81V79L81 78H79ZM83 77V76H82ZM258 79H257V78ZM50 78H52V81H53V84L51 83V80H50V82H47V84H48V86H49V84L50 85H53L55 88L57 87V89H54L53 88V86H49V88H48V86L46 85V83L44 84V85H46L45 87H47V89L46 88H44L43 87V84H42V82L43 81H48V79H50ZM64 79H65V76L63 77ZM69 76H68V79H67V82H69L68 80H69ZM86 77H84V79L82 80V78H81V82H82V84H83V82H84V80H86L85 79ZM92 77H90V79H91ZM231 78H232V76H231ZM232 78V79H233ZM246 78V79H245ZM256 78V79H255ZM90 79H89V84H91L92 85V83H90L91 81H90ZM93 79V78H92ZM252 79V77H250V81H251V83H252V88H255L257 91H255L254 89H250V83H248V82H250V81H246V84L247 85H245L246 86V88L244 87V85L243 84H238V81H237V79L236 80H233L234 81V83L235 84H237V85H235V86H237V88H241L242 89V92L240 91V92H237L236 90H237V88L235 89V87H234V90H233V88H232V90H233V98L232 99H230V101H229V103L228 104H230V106H231V108L228 106V107H226L227 109L226 110H228V112H225L226 114H225V119H223V121H225L226 120V126H229V123H230V120L229 119H231V117L233 116H235L236 115V113H235V115H234V113H231L230 112V110L232 109V110H234V109H238L239 107V110H235L234 112H237V113H240V115L241 116H239V123H237V116H238V114H237V116H235V117H237V118H235L234 117V119H235V121L234 122H232V124L234 125V123H235V126H233L232 124H230V125H232L230 128L229 127H223L224 125H225V122L224 123H222L221 122V127H220V130H222V129H225L226 130V132H225V130H222V134H221V136L220 135H218L219 137H217V135H212L211 136V138L209 139L211 142H213L212 143V146H213V144H214V141H215V144H217V145H215L214 144V148H216L217 149V151H216V149L215 150H213V147H211L210 149H212V151H210V149H209V151H210V153H211V163H212V166L210 167L211 168V170H213V171H215V168H216V172H218V173H220V170H221V167H225V165H226V167L225 168H228V161L230 160H232L231 158L232 157H234L233 158V161H234V159L236 160V162L234 163V164H232L233 165V170H234V173L236 174V173H238V172H240V169H242V165H244L245 163H247V161H248V159H250L251 158V156H252V154L254 155H256V153H257V150H256V148L254 149V147L251 149V150H249V149H247L246 151H244L245 149H246V142H244V141H246V139L244 138V137H242V131L244 132V130H248V131H250V132H257V131H260L259 133H262L261 132V129L263 130L264 129V127L262 126L263 125V119H262V114L260 115V116H257V111H255L254 112V108H252V109H249V110H247L248 109V107L249 108H251L252 106L249 104V102L248 101H246L245 102V100H246V98L249 96H251V93H252V97L253 98H255V99H253L251 102H256L257 100H259L260 98L261 99H263L261 102L262 103H264V97H263V95H264V93L262 94V91L264 92V89H262V88H258V82L257 81H255V85H256V87L254 86L253 87V80H251ZM15 80V79H14ZM94 80V79H93ZM87 81H88V79H87ZM86 81V84H88V82ZM235 81H237V82H235ZM65 81H63V82H61L60 84H64L65 86L67 85L66 84V82L64 83ZM72 82V81H71ZM80 82V81H79ZM81 82L79 83V84H81ZM73 84H77V83H75L74 81L72 82ZM85 83V82H84ZM38 84V89H36V85ZM86 84H84L85 86L83 87V89L81 90V94H85L86 95V93H87V91H89V88H93L94 87V83H93V86L91 87L89 84H88V86L89 87H87L86 88ZM61 86V87H60ZM72 86H75V85H72ZM247 86H249V87H247ZM50 87H51V89H50ZM64 87V86H63ZM63 87L61 88V91H62V89H63ZM242 87H244V88H242ZM40 88V89H39ZM42 88H44V92L42 93V92H40V91H42L41 89ZM247 88L248 89H250V90H248V91H246L247 90ZM70 89H72L71 88V86H70V88L69 89H67L69 92H70ZM244 89V90H243ZM259 89V90H258ZM48 90V91H47ZM49 90H50V92H49ZM67 90H65V89H63V91L62 92H66ZM67 91V92H68ZM235 91H236V94H235ZM244 91H246L245 93H244ZM251 93H250V92ZM253 91L256 93H254V95H253ZM50 93H52L51 95H50ZM246 93H248V96H247V94ZM38 94H40L39 96H38ZM71 94V93H70ZM240 94V95H239ZM260 94H262V95H260ZM234 95H235V97H237L236 95H238L239 97H237V98H234ZM255 95H256V97H255ZM93 97H94V95H92ZM92 96H89L91 99H92V101L94 102V100H93V97ZM96 96V95H95ZM35 97V96H34ZM67 97H68V94H67ZM55 98V100H56V97H54ZM58 98H59V95H58ZM69 98V97H68ZM90 98H89V100H90ZM244 98V99H243ZM259 98V99H258ZM71 99L72 98H70L69 99V101H70V103H71ZM98 99V97L96 96V98H95V100H97ZM235 99H237V100H235ZM58 100V99H57ZM68 100V99H67ZM89 100H87L88 102H90ZM242 100V101H241ZM74 101V100H73ZM72 101V102H73ZM79 102H80V100H78ZM77 101V102H78ZM90 102V103H88V105L89 104H91V108H92V105L95 103H93V102ZM236 101H238L236 104H238L237 105V108H233V107H236V106H233V103L232 102H234V104H235V102ZM46 102V101H45ZM58 102V104L59 103H61L62 105L59 107V105H56L55 104V102H54V105L53 104H50L51 105V108H50V105H48V104H45L44 102V106H49V108H48V106L45 108V110H41L42 112V114H39L40 113V111H38L37 113L38 114H36V112H34V114H33V116L31 117V122H35V123H33V126H34V130L36 131H33V132H35L37 135H38V132H43L42 130H43V126H44V123H45V126H44V128H46V130L47 131H51V130H55L53 127H56L57 126V124H58V121H59V125H61V127L63 126H66V125H69L70 127L72 126V128L70 129V127L69 128H65V131H64V133L66 134V129H67V131H68V129L69 130H71V131H69V133H67V135H65V137H64V139L65 140H67V138H68V140H67V145L65 144L66 142H65V140L64 141H62V139H60V141L58 140V144L56 143V145L54 146H52V148L53 149H51L52 151L50 152L51 154H54L55 156H59V159H61V161H62V163H60V165H62V164H64V168H63V165H62V167L61 168H59V170H61L60 172H62L65 168H66V170H68V171H66L67 173H65V179H63L64 178V175H63V178L61 177L60 179H58V176L59 175H61V173H58L55 177L58 179L57 181L55 180L54 182H53V184H51L52 186H51V190H50V194H48L49 195V198H48V196L45 194V192L43 193V194H41V195H43L44 196V198H48V200L51 198V200H50V202L52 203V204H50V206L49 205H47L48 207L47 208H50L51 209V211L50 212H48L49 214H46L47 212H43V215H42V213H40L39 212V214H41L38 218L37 217H32L33 215H31L30 217L31 218H29L28 217V219L26 220V218H25V215L23 216L24 218H20V216H22V215H20L19 216V218H20V220L19 219H17L16 220V218L18 217V214H20L21 213V211H20V213L18 212V214H16L15 213V211L13 212V211H11V207H10V205H11V200H9V202H7V200L8 199H4V198H6L8 195L10 196V194H12V192H10V190L12 191L13 189L12 188H14V187H12L11 189H9V191H8V189L5 191V192H3L2 193V195H0V198H2L3 199V201L5 200V202H2L1 201V199H0V205H1V202H2V204H3V206L2 207H0L1 209H0V254L1 255H4V256H2L1 258H0V264H45L47 261H45V256H43V255H45V254H48L49 252H56L57 251V249L60 247L59 246V244H62V243H64V242H69L70 244H69V247H72V245L78 250V254L82 251V248H83V246H82V243H83V241L84 240H89V238H88V234H90L91 232L90 231H92V229H91V226L93 227L94 226V220L93 219H91V218H93L94 217V209H95V212L97 213V215H99L100 216V213H101V211L103 212V208L104 207H107L108 209H119V208H122L121 207V205L123 206L124 205V207H129V210L133 207L134 209H132L131 210V212H133V210H134V214L135 215H137L135 218V222H134V224H133V221H132V226H134V225H137V230H139V228H141V226L143 227V230H142V228L139 230V231H144V230H147V232L149 233V227L148 226H150V225H148L150 222H151V229H152V231H154L153 232V237H154V235H155V237H157L158 235H159V237H160V239L161 238H163V236L162 235H164V234H166V231L167 232H170V229H171V232H174V229L172 230V227L170 228V226H171V224L173 225V224H175L176 225V228H177V223H178V219H176L177 218V215L175 214V212H172V210L170 209V206H172L171 204L169 205L167 202V200L164 198V197H166L167 196V194L169 193V190H170V186H171V183H170V180L175 176L176 177V179H177V176L179 175V177H178V179H177V181L178 182H176V186H175V189H174V191H173V193L174 194H177V196H179V195H181V200H180V197L178 198L176 195V197L175 196H171V198H173V200L175 201V198H176V201H175V203L176 204H178L179 205V209L181 210V212H185V210H189V208L188 209H186V204H184V202L183 201H185V200H182V197H183V194L185 193V191H186V193L184 194L185 196H187V198H183V199H187L188 201H189V206L191 207L190 208V214L188 213V212H185L184 213V216L186 217V219L185 220H187V222L184 220L182 223H181V226L183 225V227H185V226H187V228L189 227V228H191L192 226H193V224H191V223H194V225H196L195 224V222L197 223V220H196V217L194 216V215H197L196 214V211H200V206H201V202H202V200L205 198V196H206V199H204V201L206 200V201H208L209 199H207L208 197V193H206L207 192V190H205L206 192H204V189H205V187H211V189L213 188H215V187H217L216 185H219L220 186V188H221V190L223 191L224 189L222 188V185H220L221 183H224V188H226L227 187V184H229V183H227V182H225V178H223V181H222V178L218 181V183H216V185H215V182H214V180L211 178V180H210V178L209 177H207V175L205 176V175H203V176H197V179L199 180V182L197 181V179H196V177L195 178H193L194 176V174L193 173H191V168L189 167V168H185V169H177L176 171H170L169 172V176L171 177L169 180H165V182H164V179H163V181H162V178L164 177V175L163 174H161L160 172H158L157 170L156 171H154V170H152V168H154V166H155V162L154 163H152V161H154V160H151V157L148 155L147 156V154L145 155V151H142V152H140V154L139 155H141V153H143V152H145L144 153V155H141L140 156V158H135L134 156H129L130 154H128V152H129V150H128V147H125L124 149L122 148L121 150H123L122 152H121V150L119 151V154H118V152L116 151L115 152V149H112L113 147H111L109 144H111V142H113V144H114V140H113V133L115 132V129L113 128V126L115 125V123H114V120H112L113 119V117H114V119L117 117L116 115H114V116H110L109 115V113L107 114L106 112H104V114L101 112V113H97V112H92V110L90 111L89 109H88V105H87V103H86V106L87 107H85V105L84 104H82V102H80V105L79 106H84L86 109H84V107L81 109V108H79V106L77 107L76 105H74V104H69L70 105V107H72L73 108V105L75 106L74 107V109H72V108H70L69 107V105H67V104H64V100H61V102H60V100H58L57 101ZM78 102V103H79ZM232 104H231V103ZM250 102V103H251ZM260 102V103H261ZM47 103V102H46ZM69 103V102H68ZM93 103V104H92ZM239 103H240V106H239ZM249 104V106H248V104ZM42 104V103H41ZM40 104V106L42 107V105ZM96 104H97V102H96ZM235 104V105H236ZM53 105V106H52ZM95 105V104H94ZM98 105V104H97ZM68 106V107H67ZM251 106V107H250ZM261 106H263L264 107V105H261ZM260 106V107H261ZM57 108V110H56V108ZM59 107V108H58ZM62 107H63V109H62ZM64 107H66V108H64ZM76 107H77V109H76ZM90 107V106H89ZM95 107H96V105H95ZM98 107V106H97ZM96 107V108H97ZM103 107V106H102ZM247 107V108H246ZM53 108V109H52ZM90 108V109H91ZM60 109V110H59ZM61 109L63 110V113H62V111H61ZM70 111H69V110ZM80 109H81V113H78V110L80 111ZM240 109H241V111H240ZM242 109L244 110L243 112H242ZM262 109V112L264 111V108H259V110H261ZM67 110V112L69 113V114H65V112L64 111H66ZM75 110H76V112H75ZM89 110V111H88ZM97 110V109H96ZM253 110V111H252ZM256 110V109H255ZM71 111H72V113H71ZM83 111V112H82ZM252 111V112H251ZM46 113V116H44L45 115V113ZM50 112V114H48ZM58 112H59V116L60 115H62L61 116V118H63V116H65L64 118H65V120H64V124L62 123V121L60 120L61 118L60 117H58ZM74 112V113H73ZM91 112H92V114H91ZM53 113V114H52ZM61 113V114H60ZM94 113V114H93ZM254 113V114H253ZM51 114H52V116H51ZM80 114H82L81 116V118L80 117H78ZM96 114V115H95ZM227 114H228V116L230 117H228L227 116ZM230 114V115H229ZM256 114V115H255ZM42 115V116H41ZM71 115V116H70ZM73 115V116H72ZM75 115H77V118H76V116ZM91 115H95V119H96V122H97V124H96V126L95 127H92L96 122L94 121V124H93V120L90 122V121H88L87 120V117L89 118V116H90V118L92 119V117H91ZM97 115H99V116H97ZM104 115H106V119L105 118H103V116ZM250 115H251V117H250ZM38 116H41V117H43V118H41V117H39L38 118ZM49 116H50V119L52 120V121H50V119H48L49 118ZM53 116H56V118L55 117H53ZM102 116V117H101ZM107 116L109 117V118H107ZM116 116V117H115ZM226 116H227V118H229V119H226ZM47 117V119H46V122L44 121L45 120V118ZM233 117H232V119H233ZM243 117H244V119H243ZM256 117H258V118H256ZM38 118V119H37ZM59 118V119H58ZM99 118V120H97ZM100 118H103L102 119V121L100 120ZM245 118H246V120H245ZM250 118V120H248ZM68 119V120H67ZM73 119V120H72ZM80 119H83V120H80ZM93 119H94V117H93ZM94 119V120H95ZM109 119V120H108ZM231 119V121H233ZM241 119H243V121L241 120ZM261 119V120H260ZM36 120H38V122L36 121ZM39 120H41L40 121V123H39ZM54 120H55V124H56V126H55V124H54ZM87 121V123L86 122H84V121ZM228 120H229V123H228ZM254 120V121H253ZM257 120V121H256ZM50 121V122H49ZM81 121V122H80ZM108 121V122H107ZM112 121V122H111ZM261 121V122H260ZM43 122V123H42ZM82 122H84L86 125H84ZM89 122V123H88ZM246 122H247V125H246ZM249 122V123H248ZM47 123H49V124H47ZM70 123V124H69ZM103 123V124H102ZM36 124H38V125H36ZM75 124V125H74ZM100 124V125H99ZM109 124V125H108ZM112 124V125H111ZM224 124V125H223ZM252 124V125H251ZM35 125L37 126V128L38 129H35ZM43 125V126H42ZM52 127H51V126ZM73 125L75 126V128L73 127ZM100 126V128H99V126ZM236 125H238V127L236 126ZM50 126V127H49ZM101 126H102V128H106L105 129V131L103 130L102 131V129H101ZM104 126V127H103ZM109 126L111 127L112 126V128L110 129L109 128ZM116 126H117V124H116ZM246 128H245V127ZM248 126V127H247ZM252 126V127H251ZM39 127H40V130H39ZM42 127V128H41ZM59 127L60 126H58L57 128L59 129ZM60 127V128H61ZM62 127V128H63ZM115 127V126H114ZM223 127V128H222ZM235 127H237V128H235ZM250 127V128H249ZM48 128H50L51 130H49ZM99 129V130H94V129ZM118 128V127H117ZM116 128V131H118V129ZM229 128V130L227 131V129ZM252 128H253V130H252ZM261 128V129H260ZM57 129V130H58ZM234 129V130H233ZM250 129V130H249ZM260 129V130H259ZM63 130H64V128H63ZM111 131V134L108 136V135H105V139H104V134L106 133V134H109V131ZM233 131V133H232V131ZM112 131H114V132H112ZM71 132V133H70ZM108 132V133H107ZM225 132V133H224ZM249 132V133H250ZM39 133V135H41ZM119 133H120V135H121V131H120V129H119V131L116 133L115 132V147H118V146H120V145H117L116 144V140L118 141V140H120V139H122L124 136H122L123 134H124V132H123V134L120 136L119 135ZM230 133H231V135H230ZM264 133V132H263ZM35 134V135H36ZM116 134H118L117 136H116ZM36 135V136H37ZM240 135H241V137H240ZM102 136V137H101ZM108 136V137H107ZM125 136H127L126 134H125ZM111 137H113V138H111ZM217 137V138H216ZM106 139H108L107 140V143H108V141H110V140H112V141H110L109 142V146L106 144ZM245 139V140H244ZM125 140V139H124ZM214 140V141H213ZM219 142H218V141ZM221 140V141H220ZM72 141V142H71ZM62 145H61V144ZM64 143V144H63ZM105 144H106V146H105ZM255 144V143H254ZM61 145V146H60ZM65 145V146H64ZM70 145V146H69ZM112 145V144H111ZM253 145V144H252ZM252 145H251V147H252ZM256 145V144H255ZM64 146V147H63ZM103 146H104V148H103ZM217 146V147H216ZM225 146V147H224ZM69 148L70 147V149H67V150H65V151H63L65 148ZM98 147H99V149H98ZM102 147V148H101ZM219 148V149H218ZM101 149H102V151H101ZM119 149V148H118ZM224 149V150H223ZM256 150V151H254V150ZM258 150H259V148H257ZM69 150V151H68ZM71 150V151H70ZM97 150H98V152H97ZM117 150V149H116ZM254 152H253V151ZM68 151V152H67ZM112 151V152H111ZM128 151V152H127ZM240 151H241V153H240ZM53 152V153H52ZM65 153V155H64V153ZM71 152V153H70ZM100 152V153H99ZM230 152H232L231 153V155L229 154ZM251 152V153H250ZM2 152H0V154H1ZM61 153V154H60ZM69 153V156L67 155L66 156V154H68ZM110 153V154H109ZM114 154V156H113V154ZM120 153H122L124 156H126L125 158H123L124 156L121 154L120 155ZM130 153V152H129ZM70 154H71V156H70ZM109 154V155H108ZM127 154H128V156H127ZM229 154V155H228ZM96 155V156H95ZM108 156V157H107ZM122 157L124 160L126 159V160H128L129 158H131V159H129L126 163H125V165H124V167L126 168V167H128L127 169L129 170V172L127 171H124L125 170V168H123L122 166V164H124V163H121L122 162V160L120 161V158L119 157ZM65 157V159H63ZM67 157V158H66ZM106 157V158H105ZM129 157V158H128ZM144 157V158H143ZM145 157H148L147 158V160H146V158ZM70 158H71V161H68V160H70ZM109 158V159H108ZM135 158V159H134ZM141 158H143V160H144V163L143 162H141V161H143V160H140L139 162L138 161H136L137 159H141ZM230 158V159H229ZM89 159V160H88ZM102 159V160H101ZM117 159H119V161H117ZM153 159V158H152ZM131 160V161H130ZM150 160V161H149ZM213 160V161H212ZM60 161V162H61ZM66 161V162H65ZM86 161V162H85ZM88 161V162H87ZM102 161V162H101ZM130 161V162H129ZM145 161H146V163H145ZM215 161V162H214ZM225 161V162H224ZM141 162V163H140ZM148 162H149V164H148ZM69 163V164H68ZM98 163V164H97ZM119 163V164H118ZM120 163H121V165H120ZM128 163V164H127ZM143 163V167L142 168H144L145 169V165H147V168H146V170H147V172H145L144 173V171H146V170H142V168H141V166H140V164H142ZM158 163V162H157ZM224 163H226L225 165H224ZM92 164V165H91ZM134 164V165H133ZM145 164V165H144ZM152 164H154V166L152 165ZM66 165H67V167H66ZM76 166V167H75ZM104 166V167H103ZM240 166V168H238ZM120 167H122V168H120ZM148 167H149V169H148ZM151 167V168H150ZM213 167V168H212ZM220 167V168H219ZM69 168V169H68ZM137 168V169H136ZM139 168H140V170H139ZM126 169V170H127ZM133 169V170H132ZM134 169H135V171L136 172H134ZM70 170V171H69ZM137 170H138V173H137ZM151 170V171H150ZM187 170H189V172H187ZM196 170H198V169H196ZM239 170V171H238ZM65 171V170H64ZM149 171L151 172V175H150V173H149ZM155 172L156 173V175L155 174H153L152 172ZM177 171H178V175H177ZM144 173V175L147 173V176H151L152 177V179L153 180H150L151 179V177H150V179H149V177L147 178V176L145 177L144 175H143V179H146L147 178V181L146 180H141V178L142 177H140L139 175L141 174V173ZM157 172L159 173V178H157L158 177V174H157ZM172 172V175L170 174ZM181 172H182V174H181ZM224 172V171H223ZM63 173V172H62ZM180 173V174H179ZM190 173H191V175H190ZM128 174H130L129 176H131V174L132 175H135L136 176V174L139 176V180L141 181V182H148V180H150V182H148V184L147 183H142V185H141V183H139L140 181L139 180H137L138 179V176H137V178L135 179V177H134V180H136L137 182L135 183V181H133V179H132V177H129L128 176ZM174 174V175H173ZM67 175H68V177H67ZM97 175V176H96ZM99 175V176H98ZM163 175V177H161ZM180 175H182V178L180 177ZM168 176V174L166 173V176H165V179H166V177ZM191 176H192V179H190L191 178ZM196 176V175H195ZM155 178H157L158 180L160 179V181H157V179H156V183H155V181H154V179ZM185 178V179H184ZM237 178L239 179H237L238 181H240V185H243L242 183H244V178H242V175H240L239 177L237 176ZM168 179V178H167ZM207 179V180H206ZM241 179V180H240ZM195 180V181H194ZM209 180H210V183H209ZM58 181H59V183H58ZM75 181V182H74ZM162 181V182H161ZM191 181H192V183H195L196 185H198L197 186V189H195L194 190V188H193V190H192V197H191V192H189L190 190H189V187H190V189H191V186H194V184H192L191 183ZM197 181V182H196ZM201 181H202V183H201ZM222 181V182H221ZM249 181V180H248ZM74 182V183H73ZM132 182H133V184H132ZM152 182L154 183L153 185H152ZM159 182H161V183H159ZM168 182V183H167ZM207 182V183H206ZM242 182V183H241ZM55 183V184H54ZM150 183V184H149ZM165 183V184H164ZM169 183H170V185H169ZM198 183V184H197ZM209 183V184H208ZM225 183H226V187H225ZM123 184V185H122ZM191 184V185H190ZM199 184L201 185V186H199ZM208 184V185H207ZM55 185V186H54ZM135 185V186H134ZM137 185H141L140 187L141 188H143V186H144V188H143V190H142V193L144 194V193H146L147 192V194H148V191L149 190H151L150 188V186L149 185H151L152 186V190L150 191V192H154V195H152L153 193H151V197H150V195H148V197H149V199H148V201L146 202V203H144L145 205H146V207H148V209H147V212L145 211V207L143 206L144 204H142L143 202H144V199H145V197H147V196H143L142 195V193L140 194V192H141V188H139ZM165 185H166V187H165ZM186 185H187V187H186ZM215 185V186H214ZM54 186V187H53ZM82 186V187H81ZM165 187V189H163L164 187ZM180 186V187H179ZM182 186H184V188H186V189H184ZM212 186H214V187H212ZM219 186L217 187L219 190H217V191H220V188H219ZM71 187H72V189H71ZM124 187H126V188H124ZM129 187V188H128ZM133 187H137L138 188V190L140 189V192L138 191V190H136V188H133ZM148 187H149V189H148ZM154 187V188H153ZM159 187V188H158ZM181 187H182V189H184L183 191H182V189H181ZM199 187V188H198ZM128 188V189H127ZM134 189V190H132V191H129V190H131V189ZM145 188L148 190H145ZM157 188H158V190L160 189V191H161V189H162V191H161V193L163 192V190H165L166 191V189H167V191H166V196L164 195L165 194V192H164V194H159V193H157L158 194V196L157 195H155L156 193H155V191L157 190ZM53 189V190H52ZM124 189H125V191H124ZM169 189V190H168ZM178 189V190H177ZM188 189V190H187ZM199 189V190H198ZM202 191H201V190ZM227 189H229V188H226L225 190H224V192H225V194H226V192H228V190ZM78 190V191H77ZM157 190V192H159ZM7 191H8V193H7ZM52 191V192H51ZM91 191V192H90ZM135 191V192H134ZM144 191V192H143ZM125 192V193H124ZM138 192H139V196H141V198L138 196ZM193 192H195L194 194H193ZM204 192V193H203ZM52 193V194H51ZM199 193V194H198ZM201 193H203V194H201ZM7 194V195H6ZM45 194V195H44ZM136 194V196H134ZM189 195V196H188ZM217 195L219 196V194H218V192H216V193H214V196H215V199H216V201L218 200H221L220 198H221V196L220 197H217ZM4 196H6V197H4ZM8 196V197H9ZM124 196V197H123ZM153 196V197H152ZM160 196V197H159ZM162 196V197H161ZM195 196V197H194ZM197 196V197H196ZM147 197V198H148ZM155 197H156V200H155ZM195 199H194V198ZM203 197V198H202ZM213 197V196H212ZM71 200H70V199ZM127 199V201H126V199ZM133 198H136L135 199V201L136 200H138V202L137 203H135V201L133 200ZM142 198H144L143 199V202H142ZM151 198H152V200H151ZM168 198V197H167ZM189 198V199H188ZM199 198H200V205H199ZM41 199V198H40ZM40 199L39 198H37V203H39V201H40ZM93 199V200H92ZM130 199V200H129ZM190 199H192L191 201H190ZM193 199L196 201V199H197V201L196 202H198L196 205H198V206H195L194 204V202H193ZM35 200V199H34ZM66 200H68V201H66ZM126 202H125V201ZM80 201H82V202H80ZM117 201V202H116ZM120 201H122L121 203H120ZM131 201L133 202L134 201V204H131ZM149 201H151V204H150V202ZM152 201H153V203H152ZM159 201V203H157ZM182 201V202H181ZM40 202H42V201H40ZM130 202V203H129ZM142 202V203H141ZM192 202V203H191ZM120 203V204H119ZM127 203V204H126ZM167 205H166V204ZM194 203V204H193ZM114 204H116V208L114 207ZM117 204H119V205H117ZM136 204V206H134ZM138 204H139V207L141 206V204H142V206H143V209H144V211L146 212V214H145V219H144V216H141V211L142 212H144L143 211V209H142V206H141V209H139V210H141L140 211V213H139V216L140 217H142V218H140V217H138V213H136L137 211H138V209H135V208H137V206H138ZM150 204V207L148 206ZM155 204H158L159 205V207H158V209H157V206L158 205H155ZM182 204H184V205H182ZM202 204H203V202H202ZM5 205V206H4ZM113 205V206H112ZM127 205V206H126ZM160 205H162V206H160ZM193 205V206H192ZM7 206H9V208L7 207ZM73 206V207H72ZM118 206H119V208H118ZM132 206V207H131ZM168 206V207H167ZM114 207V208H113ZM166 207V208H165ZM182 207V208H181ZM185 207V208H184ZM195 209H193V208ZM6 208H8V211H9V209H10V211L11 212H9L8 214L7 213H5L6 212ZM46 207H41V210H44ZM46 208V209H47ZM68 208V209H67ZM91 208L93 209L92 210V212H90V214L89 215H86L87 213H89V211L91 210ZM106 208V210H108ZM165 208V209H164ZM184 208V209H183ZM200 208V209H199ZM101 209V211H99ZM151 209H153V210H151ZM155 209V210H154ZM192 209H193V212L195 213H193L192 215H191V212H192ZM198 209V210H197ZM40 210V209H39ZM54 210V211H53ZM64 210V211H63ZM125 210V212H126V210H127V213H125L124 211V213L123 214H125L126 216H120V214H121V212L119 213V216H118V214L116 215L118 218H119V221H120V218H127V221H129V218L130 219H132V218H134V214H129L130 213V211H129V213H128V209H124ZM163 210H164V212H163ZM2 211H4V212H2ZM7 211V212H8ZM75 211V212H74ZM100 213H99V212ZM159 211H161V213L159 212ZM13 212V213H12ZM107 212V211H106ZM144 212V213H145ZM10 213H12V214H10ZM91 213H93V217L92 216H90L91 215ZM99 213V214H98ZM144 213H143V215H144ZM147 213H148V215H147ZM174 213V214H173ZM198 213V212H197ZM5 214V215H4ZM13 214H16V215H13ZM65 214V215H64ZM68 214V215H67ZM157 214V215H156ZM163 214V216H161ZM166 214V215H165ZM47 215V216H46ZM155 215V216H154ZM173 215V216H172ZM131 216V217H130ZM133 216V217H132ZM148 216V217H147ZM158 216V219H156V217ZM168 216V217H167ZM175 216H176V218H175ZM147 217V218H146ZM164 217V218H163ZM191 217H192V219H191ZM194 217H195V219H194ZM63 218V219H62ZM138 218V219H137ZM159 218H162V219H160V221H162V223L161 224H157V223H159L160 221H159ZM166 218L168 219L169 218V221L170 222H173V223H170L168 220H166ZM173 218V219H172ZM26 220V223H23V221L25 222V220ZM117 219V218H116ZM116 219L114 218V220H115V222H113V221H111L112 223H114L113 225H115L114 227H118L119 226V221L117 220L116 221ZM150 220L149 222H147V224L145 223V221H148V220ZM156 219V220H155ZM175 219L177 220V222L175 223ZM143 220V221H142ZM152 220H154V222L152 221ZM158 220V221H157ZM172 220V221H171ZM191 220H192V222H191ZM196 220V221H195ZM35 221V222H34ZM137 221H138V223L139 222H141L142 221V223H137ZM189 221H190V223H189ZM194 221V222H193ZM91 222V223H90ZM110 222V223H111ZM166 222H168V223H166ZM44 223V224H43ZM93 223V224H92ZM153 223V224H152ZM185 225H184V224ZM189 223V224H188ZM25 224V225H24ZM40 224H42V226L40 225ZM116 224H117V226H116ZM164 224V225H163ZM45 227H44V226ZM91 225V226H90ZM154 225H155V227L157 226V228H156V231H155V228H154ZM163 225V226H162ZM28 227V229H30V227H31V233H35V235H36V230L38 229V230H41V232H38V230H37V238H36V236H35V238H34V236L30 233V235H28L27 236V234H29L28 233V231L30 232V230H28L27 229V227ZM64 226V227H63ZM90 226V227H89ZM164 226H166V231L164 232L163 230H165V227ZM174 226V225H173ZM12 227V228H11ZM148 227V228H147ZM158 227H159V229H158ZM163 227V228H162ZM175 227V226H174ZM194 227V226H193ZM192 227V228H193ZM25 228H26V230H25ZM153 228H154V230H153ZM178 228H179V226H178ZM186 228V229H187ZM34 229V230H33ZM61 229V230H60ZM68 229V230H67ZM71 229V230H70ZM90 229V230H89ZM23 230H25V232L23 231ZM89 230V231H88ZM159 230H161V231H159ZM176 230H177V232H176ZM27 231V232H26ZM34 231V232H33ZM66 231V232H65ZM162 231H163V233H162ZM178 231H179V229H175V233L176 234H178ZM199 230H198V228H196V229H194L192 232H191V234H190V236L192 235L193 236V238H192V236L191 237H188L189 236V234H187V236L186 235H184V236H182L183 238V241L181 240V242L183 243V242H185L184 244H189V242L191 241V239L193 240L194 239V237H195V239H197V237H199V235L197 234V233H199L200 234V231L198 232ZM87 232H89V233H87ZM150 233H151V230H150ZM156 233V234H155ZM59 235V236H58ZM66 235V236H65ZM179 235V234H178ZM178 235H177V237H178ZM29 236H33V239H31L30 238V240H31V242H29L30 240H29ZM45 236V237H44ZM63 236H64V238H63ZM28 237V240H26V238ZM55 237V238H54ZM154 237V238H155ZM181 237V233H180V235H179V242H180V238ZM165 240V239H164ZM185 240V241H184ZM61 241V242H60ZM85 242V241H84ZM166 244H167V242H166ZM165 243H164V246L166 245ZM37 245V246H36ZM168 245H170L171 246V244H168ZM173 245H174V247H176V248H174L173 247ZM55 246V247H54ZM180 246V247H179ZM181 246H182V244L180 245L179 243H176V245L175 244H172V248H171V250H169V251H173V249H174V251H178L180 248H181ZM58 247V248H57ZM166 247V246H165ZM176 249V250H175ZM21 250V251H20ZM165 250V249H164ZM38 251H43V252H41V255H39L38 254ZM168 251V250H167ZM177 251L175 252V254L177 253ZM5 252V253H4ZM77 254V255H78ZM38 255V256H37ZM166 255V254H165ZM170 254H169V252H168V255H167V257L169 256ZM40 257V258H39ZM41 259V260H40ZM40 260V261H39ZM44 260V261H43ZM29 261V262H28ZM37 261V262H36ZM40 263H39V262ZM42 261V262H41ZM44 262V263H43ZM50 263V262H49ZM46 264H48V262L46 263ZM65 264H67V263H65Z\"/></svg>", "mask_w": 264, "mask_h": 264}]
</instances>
